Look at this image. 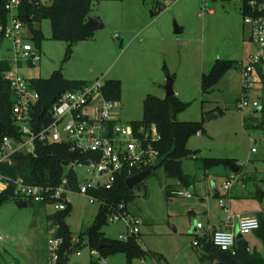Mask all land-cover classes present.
Masks as SVG:
<instances>
[{"label":"rangeland","instance_id":"obj_1","mask_svg":"<svg viewBox=\"0 0 264 264\" xmlns=\"http://www.w3.org/2000/svg\"><path fill=\"white\" fill-rule=\"evenodd\" d=\"M240 10L239 3L220 0L91 1L90 17H96L104 28L71 48L53 38L50 20L33 23L43 40L36 49L34 66L22 64L24 78L49 80L60 74L66 80L88 84L120 81V115L125 125L141 122L145 98H165L167 79L172 78L176 96L188 104L177 119L199 124L200 135L188 142L193 155L181 162L182 174L192 186L160 166L134 188L125 205L127 214L139 221L136 242L145 255L131 262L124 253L103 257L92 252L82 238L65 264H90L92 260L101 264H201L204 250L193 245L198 239L199 232H193L197 224L210 231L218 226V219L228 223L230 216L236 232L239 217L264 212V201L259 199L260 192L264 193V81L254 76L258 83L254 89L245 83L243 67L257 47L249 39ZM175 21L183 34L175 35ZM141 26L147 41L136 42L126 34L128 29L138 32ZM26 33L31 38L28 26ZM10 48L0 38V62L13 60ZM217 61L231 62L234 67L224 73L213 91L203 94V75ZM244 101L247 104L241 108ZM259 108L263 111L256 113ZM207 160L220 163L207 165ZM223 161H233L239 171L233 172ZM227 182L232 183L229 191L224 190ZM191 191V198L172 194ZM68 199L71 211L65 223L75 239L94 225L101 206L78 193H70ZM19 200L17 196L0 206V264H49L48 242L57 230L48 223L54 208L34 201L19 208ZM128 224L109 216L103 233L108 240L121 241L131 233ZM245 240L253 252L264 257V245L256 235Z\"/></svg>","mask_w":264,"mask_h":264},{"label":"built area","instance_id":"obj_2","mask_svg":"<svg viewBox=\"0 0 264 264\" xmlns=\"http://www.w3.org/2000/svg\"><path fill=\"white\" fill-rule=\"evenodd\" d=\"M5 18L0 17V38L10 43L13 60L9 62L10 69L3 73V77L10 83L11 91L15 97L13 113L15 124L19 127V138L5 137L0 147V166L16 165V156L37 157L38 144L66 145L73 153L86 156L84 160L71 162L67 171L78 174L80 195L89 199L91 204L100 205V201L91 193L105 189L112 190L118 178L122 175H133L136 169L149 166L156 159L157 154L150 148L145 147L144 142L159 139L157 129L151 130L135 128L122 124L120 115V103L106 99L102 92L104 84L99 82L89 84L83 88L67 92L61 96L59 101L49 112L51 122L38 130L34 123V109L39 101V94L30 86V82L20 74L24 63L34 66L38 58V52L33 46L32 38L26 33V22L21 19L20 10L22 0H3ZM101 1V0H89ZM163 1V0H161ZM225 2H237L241 5L240 14L243 15L244 25L249 28L250 41L257 50L249 58V62L243 67V77L247 86L254 89L258 84L254 76L264 81V0H225ZM53 0H40L42 5H51ZM244 101L241 108L246 105ZM253 107H258L257 103ZM200 135V133H198ZM255 150H253L254 152ZM69 180L64 179L58 188L36 186L27 184L22 178H11L0 171V194L13 188L19 201L46 202L47 198L53 200L50 205L55 213L64 212L71 204L68 196ZM231 182L224 185V190L229 191ZM174 196L191 198L192 193L173 192ZM66 195V198H64ZM226 214L230 211L220 201ZM264 214V212H263ZM111 218L118 222L124 220L129 222L130 234L137 237L140 235L139 221L130 217L126 212L124 204L111 208ZM238 230L245 238L260 229L258 216L239 217ZM228 217L226 229L215 230L211 233L213 245L224 252L235 254L237 243L236 232L232 230ZM204 226L197 224V240L194 247H199V240L206 236L203 233ZM203 231V232H202ZM127 236V238H128ZM127 238H121L123 241ZM3 237L0 235V242ZM79 243L77 238L74 239ZM63 239L55 235L48 242L49 264L60 263V249ZM80 255V252H77ZM152 264H157L156 262Z\"/></svg>","mask_w":264,"mask_h":264},{"label":"trees","instance_id":"obj_3","mask_svg":"<svg viewBox=\"0 0 264 264\" xmlns=\"http://www.w3.org/2000/svg\"><path fill=\"white\" fill-rule=\"evenodd\" d=\"M129 1V0H117ZM144 3L152 0H138ZM225 2V0H220ZM4 1L1 0V16L5 18L3 10ZM20 10L21 19L27 23L31 30V38L35 43L36 49H40L43 34L40 30L33 29V23L42 20H50L53 29V38L68 44L69 48L78 42L92 39L93 33L87 28L86 24L90 18L89 0H53L51 5H42L40 0H22ZM27 20H30L28 24ZM234 64L231 62L217 61L209 74H204L202 78L203 94L214 90L224 73ZM10 69L8 62H0V147L5 137L19 138V127L15 124L13 107L15 97L11 91L10 83L4 79L3 73ZM89 85L87 82L69 81L60 74L54 75L49 80L35 79L30 81V86L39 94V101L34 109L35 127L40 130L43 126L51 122L49 112L59 101L61 96L67 92H73ZM121 82L112 80L107 81L102 92L106 99L120 102ZM144 117L139 123H132L135 130L145 128L157 129L159 139L144 142L145 147H149L157 154L152 163L142 169H136L133 175H137L149 167L157 165L165 167L170 176H175L186 186H192V181L184 176L181 171V162L193 155L188 149L190 138L199 133V124L180 122L177 117L186 110L188 104L183 102L178 96L158 98L148 95L144 102ZM263 111V109H261ZM37 157L17 155L16 165L0 166V171L11 178H22L27 184L58 188L64 179L69 180L68 189L74 193L79 191L80 180L74 171H67V166L74 161L84 160L86 156L70 151L66 145L59 144H38ZM230 166H236L233 161H223ZM207 165L219 164L220 161L207 160ZM129 176L122 175L116 181L112 190H97L91 194L105 204L100 205L101 209L94 225L81 237L77 238L89 246L92 252H97L100 256L115 255L124 253L129 262L136 257L145 255V250L137 244V237L128 236L127 240L111 241L108 240L103 228L107 219L111 215V208L124 204L132 198V191L127 187L126 180ZM218 193H216V196ZM260 200L264 201V193L260 192ZM17 197L13 188L0 194V206ZM51 198H47L43 204L52 203ZM71 211V204L64 212L52 214L48 223L55 227L56 237L63 239L60 249V263L65 264V259L73 253L77 244L65 223V217ZM260 229L254 233L264 245V214L258 216ZM197 237V235H195ZM199 247L204 250L201 264H264V257L257 252H253L245 239L236 243L235 254L224 252L215 247L211 241V234L199 240ZM101 245L105 247L100 248ZM90 264H101L99 260H92Z\"/></svg>","mask_w":264,"mask_h":264},{"label":"water","instance_id":"obj_4","mask_svg":"<svg viewBox=\"0 0 264 264\" xmlns=\"http://www.w3.org/2000/svg\"><path fill=\"white\" fill-rule=\"evenodd\" d=\"M27 22H28V24H30V20H27ZM86 26L92 33H95V32L102 30L104 28V25L101 24L96 17H90L88 19ZM183 32H184V29L180 28L178 26L177 22L175 21L174 22V33H175V35L183 34ZM173 84H174L173 79L168 78L166 85H165L166 97H173L176 95L175 91H174ZM260 111H261V108L256 110V113H258ZM157 169H158V166L154 165V166L149 167L147 170H145V171H143V172H141L135 176L128 178L126 180L127 187L131 191H133L137 185L142 184ZM232 170L235 173H237L239 171V169L237 167H234V166L232 167ZM213 189H214V192L217 193L216 187L214 185H213ZM64 198H66V195H64ZM16 205L19 208H27L29 206L27 201H18V202H16ZM35 226H36V222H34V224H33V227H35ZM196 231H197V228L195 227L193 232H196ZM236 239H237V241L244 239V237L239 233V230L236 231ZM103 247H105V245L100 246V248H103Z\"/></svg>","mask_w":264,"mask_h":264},{"label":"crops","instance_id":"obj_5","mask_svg":"<svg viewBox=\"0 0 264 264\" xmlns=\"http://www.w3.org/2000/svg\"><path fill=\"white\" fill-rule=\"evenodd\" d=\"M240 13V12H239ZM140 32V33H139ZM126 34H130L131 35V37H134L133 39L137 42H144V41H147V38L145 37V32H144V27L143 26H141V28L140 29H138V32L137 31H135V30H130V29H128V30H126ZM250 39V38H249ZM5 62H7V61H5ZM9 63V62H8ZM29 66H31L30 64H29ZM22 67V66H21ZM28 80V79H27ZM33 80H35V79H33ZM29 82L31 81V80H28ZM166 98V97H165ZM239 169V168H238ZM217 190V189H216ZM190 193H193V191H191ZM218 193V192H217ZM218 221H219V224H218V226L217 227H213V229H211L210 231H207V230H203L204 231V233H206V234H211L213 231H215V230H222V229H226V223L225 222H222V221H220V219H218ZM232 225V224H231ZM232 230H234L235 231V228L233 227V225H232ZM252 234H254V235H256V233H252ZM251 234V235H252ZM250 236V235H249ZM248 236V237H249ZM257 237V236H256ZM246 238V237H245ZM244 238V239H245ZM95 254V253H94Z\"/></svg>","mask_w":264,"mask_h":264}]
</instances>
